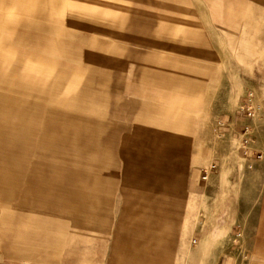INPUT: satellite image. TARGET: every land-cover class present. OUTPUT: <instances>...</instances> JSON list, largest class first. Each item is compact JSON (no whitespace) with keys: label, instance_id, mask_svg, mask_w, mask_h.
I'll use <instances>...</instances> for the list:
<instances>
[{"label":"rangeland","instance_id":"1","mask_svg":"<svg viewBox=\"0 0 264 264\" xmlns=\"http://www.w3.org/2000/svg\"><path fill=\"white\" fill-rule=\"evenodd\" d=\"M37 1L0 0V264H207L264 196V0Z\"/></svg>","mask_w":264,"mask_h":264},{"label":"crops","instance_id":"2","mask_svg":"<svg viewBox=\"0 0 264 264\" xmlns=\"http://www.w3.org/2000/svg\"><path fill=\"white\" fill-rule=\"evenodd\" d=\"M245 143L240 137L238 144L240 156L244 166L261 177L264 195V154L258 159L257 155L253 156L249 143ZM246 148L250 152L244 156L243 149ZM260 201L257 212L249 223L241 225L231 223L224 232L218 228H210L208 224L200 227L198 242L201 240L203 243L201 251L207 254L205 256L207 264H264V196ZM217 230L222 234L220 235ZM205 244L209 248L204 247ZM198 247H201V244Z\"/></svg>","mask_w":264,"mask_h":264},{"label":"built area","instance_id":"3","mask_svg":"<svg viewBox=\"0 0 264 264\" xmlns=\"http://www.w3.org/2000/svg\"><path fill=\"white\" fill-rule=\"evenodd\" d=\"M240 113L247 119H252L255 116V114H256V106L254 104L253 96H252L251 93H249L245 97V99H244V101H243V103H242V105L240 107ZM248 130L249 129L246 127L245 128V132H247ZM245 154H247V153L245 152ZM257 158L260 159L261 158V154H258ZM213 169H215V165H210L209 166V171H211ZM209 171H204L203 172V174L201 176V180L202 181H206L207 180L208 175H209ZM193 243H195V240H193Z\"/></svg>","mask_w":264,"mask_h":264},{"label":"bare ground","instance_id":"4","mask_svg":"<svg viewBox=\"0 0 264 264\" xmlns=\"http://www.w3.org/2000/svg\"><path fill=\"white\" fill-rule=\"evenodd\" d=\"M47 4H45L44 0H38L37 1V10L41 11L43 7H45Z\"/></svg>","mask_w":264,"mask_h":264}]
</instances>
